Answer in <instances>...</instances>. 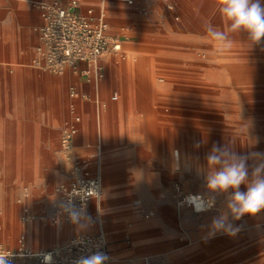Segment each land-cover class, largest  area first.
Wrapping results in <instances>:
<instances>
[{
  "label": "rangeland",
  "instance_id": "rangeland-1",
  "mask_svg": "<svg viewBox=\"0 0 264 264\" xmlns=\"http://www.w3.org/2000/svg\"><path fill=\"white\" fill-rule=\"evenodd\" d=\"M47 1L53 0H35L32 6L40 11ZM171 2L174 9L170 11L161 0L149 5L138 0L134 7L120 0H82V5L103 13L112 31L125 38L120 66L106 76L103 90L87 96L93 103L96 148L124 153L110 164L125 166L126 171L112 177L140 183L126 212L128 228L143 221L146 213H154L147 222L163 214L169 223L168 216L174 214L179 232L174 250L198 246L187 260L165 254L144 258L166 264H264V210L232 221L240 229L234 236L209 237L213 218L228 211L232 190L213 194L216 210L210 213H197L182 203L189 194L208 195L205 157L214 144L229 145L240 155L264 153V37L252 44L245 31L229 33L233 46L220 52L205 32L206 23L227 29L215 7L218 0ZM44 74L53 77L51 85L64 89L52 88L50 97L58 106L46 133H37L33 142L32 129L21 130V152L26 154L0 156V250H21L24 228L31 229L35 222L39 230L42 226L67 229L53 218L59 205L57 188L69 178L71 168L60 152L61 139L67 125L80 117L82 94L73 98L67 80ZM35 81L31 74V83ZM191 88H195V103L190 100ZM115 92L120 97L114 103ZM190 104L196 105L195 110ZM243 123L250 124L248 136L240 132ZM32 146L36 155H31ZM177 152L178 161L174 159ZM177 163L179 171H175ZM246 190L242 184L240 191ZM41 195L51 198L50 215L32 212V199ZM29 239L28 251L43 253Z\"/></svg>",
  "mask_w": 264,
  "mask_h": 264
},
{
  "label": "crops",
  "instance_id": "crops-1",
  "mask_svg": "<svg viewBox=\"0 0 264 264\" xmlns=\"http://www.w3.org/2000/svg\"><path fill=\"white\" fill-rule=\"evenodd\" d=\"M60 1L66 3L64 0ZM34 2L35 0H0V156L26 154L24 151L21 152L23 150L19 142L21 130L32 129L33 142L38 139L37 133H46L53 120V109L58 106V103L50 97L52 88L64 89L57 84L51 85L53 77L42 71L38 73L31 64L36 58V48L39 44L37 31L42 24L41 10L32 6ZM82 8L95 7L82 5ZM111 32L118 35L112 31V25ZM121 54L106 57L102 61L104 78L98 87L94 83H88L83 76L73 73L57 78L67 80L71 89H75L79 95H87L91 98L93 92L103 90L106 76L120 66ZM31 74L35 76L34 83H31ZM37 78H44L47 82L39 83ZM190 90V100L195 103L197 98L195 88ZM34 91L42 92L43 95L41 97L35 95ZM119 97L120 94L115 92L112 102H117ZM189 107L195 110L196 105L190 104ZM80 118L74 152L81 157H93L98 151L102 155L104 191L101 199L91 204L90 211L93 216L100 213L103 226L84 223L86 227L78 228L77 225L66 224L67 229L56 231L47 226H42L39 230L40 226L35 222L34 226L31 225V229L28 226L24 228L27 248L29 249L30 246L29 237L31 246L34 243L44 253L67 243L76 235L99 233L103 230L108 239L112 264H139L144 257L155 254H165L173 260L189 259L193 252L198 250V246L174 250L178 246L179 237L174 214L168 216L170 223L162 214L154 221L147 222L148 220L143 217L145 220L142 218L143 221H137L134 226L129 228L126 226L128 220L126 212L132 206L135 189L140 183L138 179L116 180L112 177L114 173L118 175L126 171L125 166L112 167L110 164L111 161L122 158L124 153L112 149L106 151L107 155H105V151L96 148L97 130L91 100L81 99ZM113 152L117 153L113 154ZM31 155H36L35 146L31 147ZM67 164L69 165L68 162ZM66 176H69L68 169ZM50 200L47 195L33 198L32 212L50 215Z\"/></svg>",
  "mask_w": 264,
  "mask_h": 264
},
{
  "label": "built area",
  "instance_id": "built-area-1",
  "mask_svg": "<svg viewBox=\"0 0 264 264\" xmlns=\"http://www.w3.org/2000/svg\"><path fill=\"white\" fill-rule=\"evenodd\" d=\"M120 1L129 7H134L138 2V0ZM141 1L149 5L156 0ZM161 1L168 10L174 9L171 0ZM40 10L42 24L38 28L39 44L33 67L57 77H63L67 72L72 71L73 74L83 76L88 83H94L98 87L99 82L104 78L102 61L106 57L120 55L125 38L112 34L110 22L103 13L97 12L94 8L83 9L82 0H67L66 3L60 0L47 1ZM144 12L147 14L146 9ZM81 65L85 68L81 69ZM72 97H79L75 89H72ZM81 98L88 99L87 95H82ZM80 122L81 118L76 117L74 122L67 125L62 135L60 152L71 168L69 178L57 188L59 205L54 208L53 218L59 219V224H73L61 207L71 200L86 214L81 223H96L103 226L100 213L93 216L90 211L91 204L101 199L104 190L102 155L98 151L93 157H81L74 152ZM184 199L185 197L183 201ZM185 205L194 210L192 206ZM214 210L216 204L209 211L197 213H210ZM143 216L149 220L154 214L146 213ZM4 250L11 251L8 249L0 251ZM97 251L108 257L106 264H112L108 239L103 230L99 233L76 235L48 253L52 254V264H76L79 258ZM11 252L13 253L11 264L33 259L36 260L34 264H43L42 255L30 253L23 248L17 253ZM139 264L166 263L144 258Z\"/></svg>",
  "mask_w": 264,
  "mask_h": 264
},
{
  "label": "clouds",
  "instance_id": "clouds-1",
  "mask_svg": "<svg viewBox=\"0 0 264 264\" xmlns=\"http://www.w3.org/2000/svg\"><path fill=\"white\" fill-rule=\"evenodd\" d=\"M215 7L227 23V29L221 30L211 23H206L205 32L207 39L215 43L218 51L224 52L232 48L233 41L229 33L245 31L252 44L260 43L261 38L264 37L262 0H218ZM249 128V123H243L240 132L248 136ZM178 155V153L174 154V159L177 161ZM205 159L208 171L204 179L208 195L189 194L182 203L192 206L196 212H206L215 207L216 196L213 194L228 193L231 189V195L227 200L228 211L213 218L208 236L212 237L216 233L234 236L240 229L232 221L240 220L245 215L255 216L264 210V153L252 152L248 155H240L229 145L214 144ZM249 160L253 161L252 165H249ZM175 171H179L178 163ZM242 184L246 186V191H240ZM61 207L73 224L78 228L86 227L81 223L86 214L71 200ZM40 255L43 257V264H52L51 253ZM12 257L11 251H0V264H11ZM107 260L108 257L104 253L97 251L79 258L76 264H106Z\"/></svg>",
  "mask_w": 264,
  "mask_h": 264
},
{
  "label": "bare ground",
  "instance_id": "bare-ground-1",
  "mask_svg": "<svg viewBox=\"0 0 264 264\" xmlns=\"http://www.w3.org/2000/svg\"><path fill=\"white\" fill-rule=\"evenodd\" d=\"M67 73H72V71H69V72H67ZM100 83L101 82H99V84L98 85H100ZM191 113V112H190ZM194 113V112H193ZM195 114V113H194ZM103 195V194H102ZM27 240H26V238L25 237H22L21 238V244H22V248L24 249V250H29L28 248H27V242H26ZM44 253H48V252H44ZM44 253H41V254H44ZM38 255V254H37ZM40 255V254H39Z\"/></svg>",
  "mask_w": 264,
  "mask_h": 264
}]
</instances>
